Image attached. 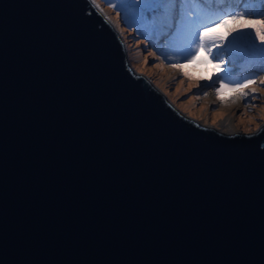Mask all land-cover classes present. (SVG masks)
Instances as JSON below:
<instances>
[{"label":"water","instance_id":"water-1","mask_svg":"<svg viewBox=\"0 0 264 264\" xmlns=\"http://www.w3.org/2000/svg\"><path fill=\"white\" fill-rule=\"evenodd\" d=\"M96 5L0 0V264H264V132L166 107Z\"/></svg>","mask_w":264,"mask_h":264},{"label":"snow or ice","instance_id":"snow-or-ice-1","mask_svg":"<svg viewBox=\"0 0 264 264\" xmlns=\"http://www.w3.org/2000/svg\"><path fill=\"white\" fill-rule=\"evenodd\" d=\"M92 2L96 4V0ZM105 3L118 16L122 14L125 27L143 37L145 51L150 44L154 50L150 55L158 54L183 77L191 79L187 70L190 65L208 66L209 74L199 77L211 81L204 85L203 95H207L206 89L214 88L218 100L235 102L247 101L249 97L256 100L260 98L258 93H264V0H105ZM96 7L99 9V5ZM237 67L251 74L233 79ZM143 79L171 109V103L152 81ZM212 123L215 125L216 121ZM252 131L244 129L247 134ZM256 132L264 129L257 124Z\"/></svg>","mask_w":264,"mask_h":264},{"label":"rangeland","instance_id":"rangeland-1","mask_svg":"<svg viewBox=\"0 0 264 264\" xmlns=\"http://www.w3.org/2000/svg\"><path fill=\"white\" fill-rule=\"evenodd\" d=\"M96 3L104 14L110 18L112 26L124 44L128 63L135 70V73L142 74L150 79L155 88L177 110L201 125L215 128V130L224 134L230 133L226 126H230L237 133L247 134L244 132L245 128H251L253 129L252 133H255L257 124L260 127L264 125V93H258L260 98L256 100H251V97H249L247 101L236 100L235 102L231 99L226 102L218 100L214 88L206 89L207 95H203L204 85L211 83V81L201 80L199 77L209 74L206 70L208 66L202 64L190 65L187 70L191 79L183 77L182 73L158 58V54L157 57L150 55L154 51L150 44H148L147 50H144L146 41L131 28L125 27L122 22V14L118 16L116 11L105 3V0H96ZM157 63L160 64V67L155 66ZM250 74V72L237 67L234 69L232 78L239 79ZM189 85H192V87L189 88ZM256 87L260 88L261 85L257 83ZM198 95L199 98L197 99ZM230 95V93H226V96ZM213 120L216 121L215 125L212 123Z\"/></svg>","mask_w":264,"mask_h":264},{"label":"bare ground","instance_id":"bare-ground-1","mask_svg":"<svg viewBox=\"0 0 264 264\" xmlns=\"http://www.w3.org/2000/svg\"><path fill=\"white\" fill-rule=\"evenodd\" d=\"M204 126V125H203ZM226 128H228L230 130V133H226V134H231V133H237V131H233L230 126H226ZM234 128V127H233ZM215 129V128H214ZM224 134V133H223Z\"/></svg>","mask_w":264,"mask_h":264}]
</instances>
